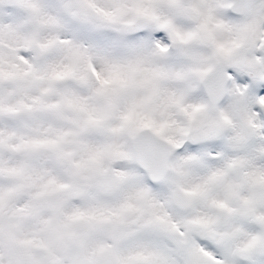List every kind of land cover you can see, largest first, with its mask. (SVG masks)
<instances>
[{
  "label": "snow or ice",
  "instance_id": "obj_1",
  "mask_svg": "<svg viewBox=\"0 0 264 264\" xmlns=\"http://www.w3.org/2000/svg\"><path fill=\"white\" fill-rule=\"evenodd\" d=\"M0 264H264V0H0Z\"/></svg>",
  "mask_w": 264,
  "mask_h": 264
}]
</instances>
